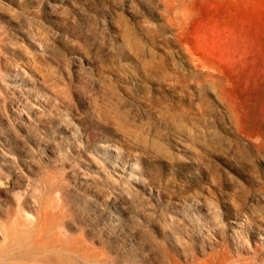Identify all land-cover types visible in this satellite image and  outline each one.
<instances>
[{
    "label": "rangeland",
    "instance_id": "1",
    "mask_svg": "<svg viewBox=\"0 0 264 264\" xmlns=\"http://www.w3.org/2000/svg\"><path fill=\"white\" fill-rule=\"evenodd\" d=\"M0 263L264 264V0H0Z\"/></svg>",
    "mask_w": 264,
    "mask_h": 264
},
{
    "label": "bare ground",
    "instance_id": "2",
    "mask_svg": "<svg viewBox=\"0 0 264 264\" xmlns=\"http://www.w3.org/2000/svg\"><path fill=\"white\" fill-rule=\"evenodd\" d=\"M5 259V258H4ZM1 260H2V258H1ZM1 264V263H0ZM2 264H4V263H2Z\"/></svg>",
    "mask_w": 264,
    "mask_h": 264
}]
</instances>
